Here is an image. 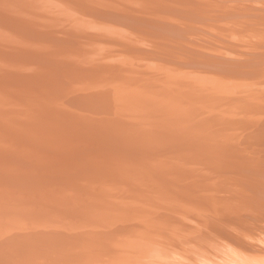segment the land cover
Masks as SVG:
<instances>
[{
    "label": "bare ground",
    "instance_id": "1",
    "mask_svg": "<svg viewBox=\"0 0 264 264\" xmlns=\"http://www.w3.org/2000/svg\"><path fill=\"white\" fill-rule=\"evenodd\" d=\"M0 141L76 216L5 264H264V0H0Z\"/></svg>",
    "mask_w": 264,
    "mask_h": 264
},
{
    "label": "rangeland",
    "instance_id": "2",
    "mask_svg": "<svg viewBox=\"0 0 264 264\" xmlns=\"http://www.w3.org/2000/svg\"><path fill=\"white\" fill-rule=\"evenodd\" d=\"M19 121H21L19 119ZM22 122V121H21ZM15 128H7V130H14ZM11 145V144H10ZM0 146L4 151H9L10 147L6 142L0 141ZM14 151V149H13ZM21 159L26 162V168L38 167L42 168L43 165H39L35 160L31 159L27 154H22L20 152ZM39 166H38V165ZM6 171L3 172L5 178L15 179L19 178L16 181L10 180V187L17 191L18 182L26 177L31 171H18L14 167L5 168ZM58 173H42L41 180H38L34 185L38 189L36 194L28 192L25 197L15 196L12 194V189H4L0 185V227H6L8 232V239H19L18 246H25L27 241L29 244H34L36 246L43 243L45 240L70 235L73 232H67L58 230L57 228H47L42 229L45 223L41 221L55 222L61 221V223L66 224L76 217L72 213L68 214L69 218L55 217V220L52 218L53 211H62L61 208L55 205L57 200L62 198H57V195L53 194H44L43 188L50 189L52 186L58 188L59 190L64 189L63 183H61L57 176ZM77 182H81L80 179H75ZM64 190H62L63 192ZM78 209V208H77ZM46 215V216H45ZM48 225H56L49 223ZM66 225H61L57 227H67ZM51 227V226H48ZM16 230L18 232H16ZM45 234H44V233ZM15 234L21 235L17 236ZM0 236V238H5ZM40 236H43L44 239H39ZM39 240V241H38ZM3 240L0 239V264H5L6 262V253L5 249L2 246ZM30 247V246H29ZM41 248V246H40Z\"/></svg>",
    "mask_w": 264,
    "mask_h": 264
}]
</instances>
